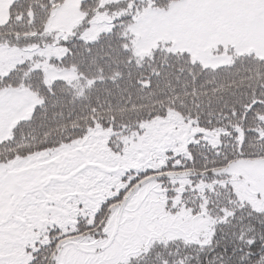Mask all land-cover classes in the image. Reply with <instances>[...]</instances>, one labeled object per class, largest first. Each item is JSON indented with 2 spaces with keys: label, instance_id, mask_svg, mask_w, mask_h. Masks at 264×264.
I'll list each match as a JSON object with an SVG mask.
<instances>
[{
  "label": "snow or ice",
  "instance_id": "1",
  "mask_svg": "<svg viewBox=\"0 0 264 264\" xmlns=\"http://www.w3.org/2000/svg\"><path fill=\"white\" fill-rule=\"evenodd\" d=\"M0 264H264V0H0Z\"/></svg>",
  "mask_w": 264,
  "mask_h": 264
}]
</instances>
